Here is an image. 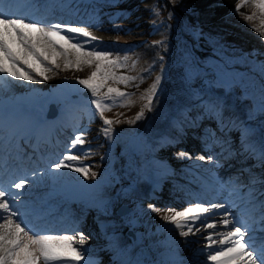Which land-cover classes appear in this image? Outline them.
I'll use <instances>...</instances> for the list:
<instances>
[{
	"label": "rangeland",
	"instance_id": "1",
	"mask_svg": "<svg viewBox=\"0 0 264 264\" xmlns=\"http://www.w3.org/2000/svg\"><path fill=\"white\" fill-rule=\"evenodd\" d=\"M67 1L71 2L72 0ZM73 1L81 5L80 12L82 14L85 12L83 11L85 5L93 3L98 6L96 8L99 13L97 19L105 23L101 25L100 29L93 28L91 30L93 34L99 37L103 44L114 45V55H128L130 57L129 66L133 60H137L135 69H131V67L119 69L118 73L143 77L142 82L137 79L127 87L122 84L111 85L131 94L130 106L113 107L111 111L104 114L108 119L120 121V123L112 125V136L109 138L100 134L102 125L99 117L89 122L88 116L84 115L88 111L85 106L86 101L73 104L69 99L70 94L81 92L82 86L77 85L76 80L86 78L91 71L89 68H84L82 71L57 70L54 74L49 73L52 76L51 79L40 83L12 82L0 89L2 94L0 105L4 106L3 109L10 106L14 107L13 111L20 109L18 112H24V117H26V108L30 106L31 114L44 117L48 105L52 104L60 113L68 111L71 115L79 117L72 130L75 134L81 125L88 127L87 139L90 143L84 147L90 146L92 155L84 159L83 163L89 165L96 176H89L85 179L79 173L65 169L55 173L56 179L53 182L56 186L65 181L88 185L104 179L102 181L104 195L101 196L98 205L103 206L106 210H100V221L106 223L112 221L119 224L120 230L116 231L115 239H122L119 242L120 247L121 244L130 248L135 245L134 257H137L142 251L141 260L144 264H204L207 253L202 254L198 251L205 246V241H201L203 237L195 235L182 239L179 232L171 230L170 226L166 225L161 218L162 212L166 211L168 207L177 210L183 207L179 208L172 203L167 204L165 200L156 205L147 201L160 209L150 217L148 211L146 213L140 211L138 200L130 195V191H137L140 189V184L151 179V168H147L146 164L141 170L139 166L142 164L141 157H148L146 153H148L150 145L157 144L156 141L159 138L154 137L157 132L169 124L171 115L178 114L182 106L189 104L185 108L188 110L190 106L193 107L195 103L207 96H213L219 104L222 103L225 108L229 107L234 114L232 116L233 119L235 118L234 126L240 124V128L249 138L253 134L256 135L261 142L257 143L259 148L264 145V118L260 113V106L264 104V39L253 31V26L259 25V20L245 21L243 18L245 15H251L254 9L250 5H246L239 12L234 11L238 0ZM154 8L158 10V15L153 13L152 9ZM69 12L71 13V10ZM170 13L171 16H169ZM155 41L161 43L154 45ZM145 69L148 71H144ZM157 77H159V84L152 110L148 111L149 116L138 137L131 138L130 133L139 120L134 124H128L125 121L133 119L137 112L143 108L146 101L140 97ZM78 89L81 90L78 91ZM164 93L165 95L160 98ZM170 100H172L171 103ZM31 101L37 102L38 105L32 108L31 103L33 102ZM201 106L194 110L204 112ZM76 110H82V113L77 114ZM192 113L190 111V120L195 124L196 113ZM205 126L207 132L213 130L210 132L212 136L209 138L211 143H208L212 152L224 147L222 143L227 141L225 138L241 139L242 141L246 138L237 136V134L229 135L230 138H228V135H224L218 129L216 130V127H212L211 121H208ZM217 127L219 126L217 125ZM192 134L195 133L192 132ZM65 138V143H67L72 137ZM183 140L185 145L164 144L160 146L159 150H154L151 155L155 154L160 157L159 168L171 169L173 176L175 175L180 181L190 186V181L187 180L188 176H179L178 172L185 169L184 174L187 175L190 172L189 165L196 162L197 156L212 155L203 151L206 142H200L195 137ZM218 142L221 143V146ZM226 148H230V146ZM13 150L14 148L10 147V151L13 152ZM46 152L47 149L42 147L37 152V157L39 154V158L44 159ZM180 152L188 153L190 158H179ZM19 153L22 154V152ZM35 154L36 152H34ZM60 154L59 152V156ZM27 159L29 161V158ZM202 162L209 163L210 161ZM229 164L230 162H221L213 173L223 176L224 169L228 168ZM209 168L213 170L214 165L210 164ZM41 172L43 173L44 170ZM205 177L208 176L205 175ZM40 183H35L34 186L29 185L26 192H36L33 189ZM192 186L195 187V185ZM123 190H127L128 194H123ZM167 191L170 192V190ZM163 196L165 199L173 197L169 193H164ZM47 197L48 195L43 198L31 199L28 202L31 205L27 210L28 214L29 211L38 207L37 202L40 199H47ZM121 204H125L129 211L119 217L116 209ZM181 206L183 205L181 204ZM93 211L96 210L93 209ZM70 215H66V217ZM91 215L88 212L84 216L85 218L80 219L77 222L78 228L86 226L89 219L87 217H91ZM216 217L221 218L220 215H216ZM39 220L40 218L36 217L32 219V222L37 224ZM101 228L102 226H100ZM126 229L133 231L135 237L133 242L125 236ZM89 231L94 237H103V234L93 226ZM104 233L109 235L107 232ZM85 237L86 240H96L92 236ZM84 255L89 258L91 264H102V261L110 259L109 253L103 255L93 249H85Z\"/></svg>",
	"mask_w": 264,
	"mask_h": 264
},
{
	"label": "snow or ice",
	"instance_id": "2",
	"mask_svg": "<svg viewBox=\"0 0 264 264\" xmlns=\"http://www.w3.org/2000/svg\"><path fill=\"white\" fill-rule=\"evenodd\" d=\"M246 5L254 11L245 15L244 20L258 19L259 25H254L253 31L264 39V0H238L234 11L239 12ZM55 7L47 0H0V89L12 82L47 81L52 78L49 73L54 74L57 70L82 71L89 68L90 74L77 79L76 84L87 91L85 106L89 122L99 117L102 125L100 134L110 138L112 125L120 121L106 118L105 112L131 104L130 93L111 85L127 87L137 79L142 82L143 77L118 73L119 69H135L137 60L129 66L128 55H114L115 46L103 44L90 30L101 27L97 19L98 6L85 5L91 10L81 14V5L69 2L60 5L71 9L68 19L63 16L56 20L48 19ZM152 11L159 14L155 8ZM159 43L153 42L154 45ZM158 84L159 77L141 95L140 99L146 101L143 108L126 123L134 124L143 118L146 110H152ZM260 113L264 118V104L260 106ZM87 136L88 129L81 125L60 156L49 161L43 175L55 180V173L68 169L85 179L95 177L91 167L83 163L92 155L91 147H84L90 143ZM247 144L244 152L255 163L243 170L249 173L247 184L240 185L239 180L236 184L248 189L247 203L250 206L260 205L258 217L243 219L232 213L231 205L207 200L189 201L180 210L168 207L161 217L171 230L178 231L182 237L204 233L205 246L198 250L202 254L207 253L204 264H264V200L256 197L257 192L264 197V187H261L264 186V176L252 171L257 167L264 169V145L257 149L250 139ZM178 156L190 158L186 152H180ZM196 159L213 161L214 157L199 155ZM37 176V171L33 170L10 179L6 186L0 182V264H91L84 250L78 247L85 243L86 237L75 221L68 227L55 230L38 226L28 219L22 198L28 186L35 185ZM148 207L153 212L160 211L152 204ZM215 215L221 218L218 221L209 219Z\"/></svg>",
	"mask_w": 264,
	"mask_h": 264
},
{
	"label": "bare ground",
	"instance_id": "3",
	"mask_svg": "<svg viewBox=\"0 0 264 264\" xmlns=\"http://www.w3.org/2000/svg\"><path fill=\"white\" fill-rule=\"evenodd\" d=\"M65 1V0H64ZM63 0H49L50 4L55 5L54 3L58 2V6H56L53 11L57 15L63 16L65 19H68L69 17V8H61L60 5L67 4V2H64ZM113 1V0H112ZM89 5H94L93 3ZM84 8V7H83ZM91 9L84 8L83 11H90ZM82 14V12H80ZM51 20H56L55 16L50 17ZM105 22H100V24H104ZM102 28V27H100ZM91 28L90 30H92ZM115 54V53H113ZM164 91V88L162 89ZM208 90V89H207ZM206 91V90H205ZM165 95L160 96L162 98ZM0 96L2 94L0 93ZM61 98V97H60ZM63 99V98H62ZM219 99V98H218ZM60 100V99H59ZM55 101V99H54ZM172 100H170L171 103ZM33 102V101H31ZM212 104H208V103ZM208 104L207 106L203 105L204 114L208 115L209 118L212 115L211 109L217 110L219 109L220 115L219 119L217 120V124L219 128H224L229 133L228 135H234L237 134V136H245V140H251V142L254 144V146L259 149L257 143H261L256 135H251L249 138L245 132H243L242 128H240V124L234 126L235 124V118L233 119L232 116H234L231 109L225 108L224 105L221 103L219 104L217 99L213 96H207L205 98H202L200 102L196 104V106H193L197 108V106H200L202 104ZM37 102L31 103V107H36ZM189 105V104H188ZM182 106L181 111L178 114L171 115V120L169 121V124L165 126L160 132H157V135L154 137H158V141L156 145H150V148L148 149V153L146 155L147 158H142V164H140L139 169H144L143 165L147 164V168H151V179L149 181H145L144 184H140L137 191H130V195L134 196L135 199L138 200V205L140 207V211L142 213H146L148 211L149 216L151 217L155 212L151 211L149 207L147 206L149 201L152 204H158L163 201L162 198H164V193H169L173 197L171 199H165V201L169 204L176 205L177 207H185L189 201H198V200H207V201H213L217 202L220 199L223 200H229L230 203H236L238 199H241L242 201H248V189L246 187H239L236 183H234L232 186H236L238 190L232 191L230 194H227L224 192L225 188L222 183H216L217 178L212 177L208 172L211 171L210 164L214 165V168L216 167L215 162H202L198 161L195 165H189L190 174L194 176V179L202 178L204 174L207 173L208 176H210V180L208 181L207 185L202 186L203 193L200 196H197L194 193H191L190 191L186 192L183 185H180L177 182V179H174L175 175L173 176L171 174V169L166 168H159L160 167V157L157 155L151 153L154 152V150H159L160 146L165 144L166 142H170L172 140L177 141V145H183V139H191V137H197L196 130L201 127L202 121H205V119H197L195 124L191 125L187 119H185V115L189 113L192 106L189 107L188 110L185 108L188 106ZM213 105L216 106V108H213ZM232 105V103H231ZM28 106V105H27ZM4 106L0 105V161L1 158L5 156L3 152L8 151L7 149H10V145H16L17 148L23 149V159H20V162L16 163V166H18L17 169H19L18 173H16V169H12V167H9V165H6L4 168H1L0 170V182H6L10 179H13L14 177L18 178L25 170L21 169L22 163L25 161V157H28L29 159H32V153L30 152V145H33L35 149H37L38 146H40V143L43 141L45 145H48V147L51 149L49 153H47L46 158L40 159V161L36 164V160L31 162V164L28 166V169L30 170V173L33 170H36L38 173L37 179L35 183L40 184L36 185L35 190L36 192H26V195L22 198L25 201V208L29 210V207L31 206L28 202L31 199L35 198H42L44 196L48 195V200L40 199L37 204L38 208H36V213H30L28 219L31 220L34 216H41L40 222L42 226H45L48 224V222L52 220H58L59 228H65L72 224L73 221L76 223L82 219L85 218V213L90 212L92 216L88 219V222L86 226L79 227L80 231L87 232L83 234L85 236H92L93 238H96L95 241L91 240H85V243L83 245H78V247L85 249H93L97 253H101L103 255H107V253L110 254V259H106L102 261V264H144L141 260V255L143 254L142 251L139 252L137 257L135 256V245L131 248L129 246H126L125 244H121V247L119 246L122 241V239L118 238L115 239L117 236L118 230H120L119 224L114 223L112 221L101 222L100 221V210H106L103 206H99L100 198L102 195H104V186L102 184V181L104 179H101L98 183L93 184H80L76 182H62L59 186L53 182L55 180L49 179L47 176H44L41 170H44L46 165L49 163L50 160H55L57 156H59V152L62 153L65 149L64 143H62V140L65 141V136L69 135L71 137L74 134V131L71 128H74V123L78 121V119H73V117L70 119V123L68 125L61 120V118L57 119H51L46 120L44 124H42L40 127L38 125V121L42 120L45 121V116L43 115L40 117L37 114H31L29 112L30 106L26 108V117H16L15 115L18 113V111H13L14 107L10 106L7 109L4 108ZM80 113H82L81 110H78ZM86 113H84L85 115ZM204 115V116H205ZM178 118V120H177ZM217 124H214L216 126L217 130ZM85 127V126H84ZM88 128V127H86ZM191 128V129H190ZM182 129H185L187 131L183 132ZM204 132H202L203 141L209 140L210 134L205 131V128L203 129ZM76 131V130H75ZM213 131V130H211ZM195 133V134H192ZM224 137V135H222ZM230 138V136H228ZM247 141L241 142L237 139H231L228 140V144L236 143L238 147H242L241 152L248 156L244 149L247 148L248 144ZM24 144V146H23ZM154 144V143H153ZM28 151L25 153V150ZM54 152V153H53ZM7 156L6 158H8ZM35 158V156H33ZM24 160V161H23ZM45 160H47V164L45 163ZM252 160V159H251ZM240 162H237L235 166L239 165ZM255 163V161L249 163L252 164ZM5 164V162L3 163ZM11 164V162H9ZM247 167H244L242 164L240 168H236L234 172H240L241 169L244 170ZM259 170L261 168L259 167ZM254 172V169H252ZM256 170L255 172H257ZM16 173V174H15ZM139 173L141 174L140 170ZM185 169L183 171L178 172L179 175H184ZM55 175V174H54ZM264 176V175H261ZM42 177V178H41ZM239 184L240 185H246L249 177V173L244 171V174H239ZM47 178V180H45ZM64 183V184H63ZM264 187V186H261ZM40 189V190H37ZM134 190V189H133ZM167 190H170L168 192ZM12 191H15L14 189ZM141 191V192H140ZM123 194H128L127 190H123ZM259 194L257 192L256 196ZM155 196V197H154ZM106 199V197H104ZM104 200V199H103ZM181 201V203H180ZM19 203V202H17ZM181 204L183 206H181ZM42 205V206H41ZM146 207H145V206ZM90 206L94 207L93 211ZM175 206V207H176ZM46 210V211H45ZM51 213L50 215L48 213ZM165 211L162 212L164 214ZM72 214V216H68L65 218L66 215ZM88 218V217H87ZM209 219L213 220H219L220 218H217L215 216L209 217ZM97 225L102 226V234L103 237H94V235L89 231L90 227H94ZM106 226V227H104ZM104 232H107L109 235H105ZM196 235L204 236V233H198ZM184 237H182L183 239ZM204 240L201 238V241ZM120 247V248H119ZM108 258V257H107ZM180 259V257H179Z\"/></svg>",
	"mask_w": 264,
	"mask_h": 264
},
{
	"label": "water",
	"instance_id": "4",
	"mask_svg": "<svg viewBox=\"0 0 264 264\" xmlns=\"http://www.w3.org/2000/svg\"><path fill=\"white\" fill-rule=\"evenodd\" d=\"M86 95H88L87 94V91L86 90H84L81 94H71L70 96H69V98L71 99V100H73V101H75V102H80V101H85L86 99H85V97H86ZM49 116H53V115H55L56 114V110L54 109V107L53 106H51V109H50V111L47 113ZM148 111L146 110L145 112H144V116H143V118L142 119H140V121L137 123V125H136V127H135V129H134V131H133V133H132V137H137L138 135H139V133L141 132V130H142V127H143V125H144V123H145V121H146V119H147V117H148ZM125 207H124V205H122V207H120L117 211H118V213H119V215H122L124 212H126V208L124 209ZM127 235H129L130 237H131V239H133V234L130 232V231H127Z\"/></svg>",
	"mask_w": 264,
	"mask_h": 264
}]
</instances>
